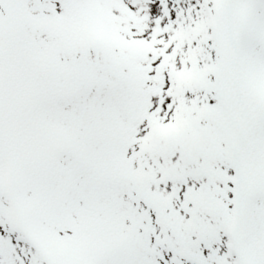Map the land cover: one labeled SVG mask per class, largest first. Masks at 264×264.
<instances>
[{
	"label": "snow or ice",
	"instance_id": "1",
	"mask_svg": "<svg viewBox=\"0 0 264 264\" xmlns=\"http://www.w3.org/2000/svg\"><path fill=\"white\" fill-rule=\"evenodd\" d=\"M0 264H264V0H0Z\"/></svg>",
	"mask_w": 264,
	"mask_h": 264
}]
</instances>
